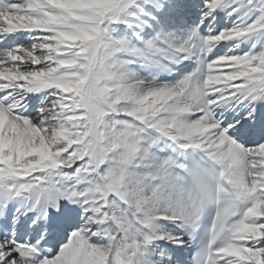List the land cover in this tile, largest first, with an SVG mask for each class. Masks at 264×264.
<instances>
[{"label":"snow or ice","instance_id":"obj_1","mask_svg":"<svg viewBox=\"0 0 264 264\" xmlns=\"http://www.w3.org/2000/svg\"><path fill=\"white\" fill-rule=\"evenodd\" d=\"M0 264H264V0H0Z\"/></svg>","mask_w":264,"mask_h":264}]
</instances>
